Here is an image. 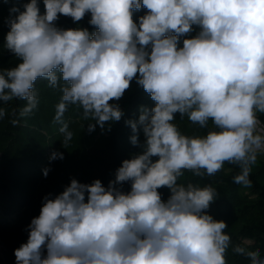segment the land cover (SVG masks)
<instances>
[{"label":"clouds","instance_id":"clouds-1","mask_svg":"<svg viewBox=\"0 0 264 264\" xmlns=\"http://www.w3.org/2000/svg\"><path fill=\"white\" fill-rule=\"evenodd\" d=\"M3 3H11L4 47L18 63L0 69V119L13 100L26 102L19 117L32 113L38 79L60 89L54 123L64 146L73 139L64 122L70 105L92 121V132L122 119L110 101L134 79L155 102L126 121L139 151L107 186L72 179L43 198L27 242L14 251L16 264H227V224L206 211L218 191L180 178L214 176L227 162L240 169L233 182L251 187V165L264 150L257 116L264 114V0H42L43 13L40 0ZM86 14L95 31L56 24L61 15L75 23ZM177 114L204 134H183ZM63 158L56 151L50 160ZM250 246L245 240L232 251L264 264Z\"/></svg>","mask_w":264,"mask_h":264},{"label":"trees","instance_id":"trees-1","mask_svg":"<svg viewBox=\"0 0 264 264\" xmlns=\"http://www.w3.org/2000/svg\"><path fill=\"white\" fill-rule=\"evenodd\" d=\"M10 6L11 3L4 4L0 0V69L14 67L18 63L17 58L4 47L9 31L5 18L9 15ZM40 9L43 13L42 0ZM146 11L143 7L134 11L133 19L138 22ZM89 20L90 14L75 23L71 17L61 15L56 24L64 29L83 27L90 32L95 31ZM35 90L39 103L26 117H19L25 101L13 100L2 105L8 115L0 119V264H16L14 251L27 242L28 226L40 214L46 195L61 193L72 179L81 183L99 179L105 186L114 179L122 161L139 151L130 142L133 133L126 121L138 119L141 106L153 107L155 103L134 79L119 101H110L120 106L124 113L122 119L107 123L104 129L97 125L92 132L88 131V123L92 121L84 119L81 108L70 105L64 114V122L73 133V139L64 146L60 125L54 123L56 106L61 98L60 89L49 87L46 80L38 79ZM257 116L264 126V114L258 113ZM17 118L19 123L14 126L11 121ZM174 123L189 136L205 132L191 124L187 117L181 119L179 114ZM139 139L141 142L144 139L142 132ZM56 151L62 152L64 158L50 160ZM45 169H50L47 176L44 175ZM239 172L238 166L226 162L214 176L201 178L185 172L180 182L201 186L211 184L216 188L219 198L206 210L208 214L226 222L225 232L231 237L232 246L250 241L248 250L259 249L264 258V154L259 152L256 163L251 165V187L233 182V177ZM123 188L129 191L130 183H125ZM159 191L162 199L166 200L170 195L167 188ZM232 246L226 252L227 264H250L245 256L233 253Z\"/></svg>","mask_w":264,"mask_h":264},{"label":"rangeland","instance_id":"rangeland-1","mask_svg":"<svg viewBox=\"0 0 264 264\" xmlns=\"http://www.w3.org/2000/svg\"><path fill=\"white\" fill-rule=\"evenodd\" d=\"M259 127H264V126L262 124H260ZM260 153L264 154V150H262Z\"/></svg>","mask_w":264,"mask_h":264}]
</instances>
